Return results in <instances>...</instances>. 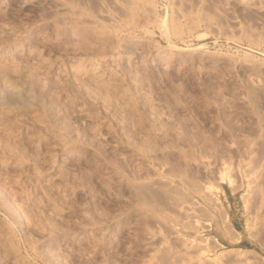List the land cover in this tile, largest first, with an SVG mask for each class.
Instances as JSON below:
<instances>
[{
    "label": "rangeland",
    "instance_id": "374dc122",
    "mask_svg": "<svg viewBox=\"0 0 264 264\" xmlns=\"http://www.w3.org/2000/svg\"><path fill=\"white\" fill-rule=\"evenodd\" d=\"M180 1L0 0V264H264V0Z\"/></svg>",
    "mask_w": 264,
    "mask_h": 264
},
{
    "label": "bare ground",
    "instance_id": "6f19581e",
    "mask_svg": "<svg viewBox=\"0 0 264 264\" xmlns=\"http://www.w3.org/2000/svg\"><path fill=\"white\" fill-rule=\"evenodd\" d=\"M98 1V0H97ZM116 0H114V2H115ZM145 1V0H144ZM187 1V0H186ZM189 1V0H188ZM253 1V0H252ZM254 1H256V0H254ZM260 1V0H259ZM118 2V1H117ZM181 3H182V0L180 1ZM185 2V1H184ZM228 2V1H227ZM243 2H246L245 4H247V0L245 1V0H233L232 1V3H236V4H240L241 5V3L243 4ZM249 3L251 2V1H248ZM262 2H264V1H262ZM102 3V2H101ZM186 4H188L187 2H185ZM190 3V2H189ZM254 3V2H253ZM257 3H259L258 1L256 2V6L258 7V5H257ZM116 4H118V3H116ZM251 4V3H250ZM250 4H247L248 5V8L250 7L249 5ZM260 4H261V2H260ZM263 5H264V3H263ZM183 6H185V4L183 5ZM187 6V5H186ZM185 6V7H186ZM191 6H192V4H191ZM242 6V5H241ZM243 6H245V5H243ZM262 6V5H261ZM100 7V6H99ZM181 7H182V5H181ZM181 7H180V9L179 10H181L182 12H183V10L181 9ZM189 7V6H188ZM101 8V7H100ZM183 8V7H182ZM253 9H255V8H253ZM99 10V9H98ZM177 10H178V8H177ZM176 10V11H177ZM101 11V10H100ZM100 11H98V13L100 12ZM175 11V12H176ZM178 12V11H177ZM105 13V12H104ZM178 14V13H177ZM104 15H106V14H104ZM181 15V14H180ZM174 16V15H173ZM176 16V15H175ZM203 16V15H202ZM177 17H179V16H177ZM176 18V17H175ZM175 18H172L171 19V23H172V26H173V30H176V26H177V24H176V20L177 19H175ZM213 18H214V16L212 15V14H210V13H207V12H205V20L207 19L208 20V22H210L211 21V23L213 22L212 20H213ZM206 20V21H207ZM205 21V22H206ZM172 28V27H171ZM250 150V149H249ZM260 151V150H259ZM256 152V151H255ZM262 152V151H261ZM260 152V153H261ZM250 153H253V149H251V152ZM258 153V152H257ZM264 153V152H263ZM250 155V154H249ZM253 157V156H252ZM264 157V156H263ZM263 157L260 155L258 158H256V161H255V163L253 162L252 163V158L250 159V161L247 163L248 165H249V167H250V172H251V182L250 183H252V184H250L251 185V187L249 188V191H248V195H247V201H249V203H251V206H252V208H253V211H254V214H255V216H254V221H250L251 223H254V222H257L259 225L260 224H262V223H264V178L263 177H259V175L261 176L262 174H264V173H262V174H260L261 173V170H262V167L264 166V159H263ZM249 160V159H248ZM251 162V163H250ZM252 167V168H251ZM246 168H247V166H246ZM245 168V169H246ZM264 169V168H263ZM209 171H211V169L209 170ZM247 171V170H246ZM262 171H264V170H262ZM248 172V171H247ZM247 172H245V173H247ZM248 174V173H247ZM262 176H264V175H262ZM258 177L259 178H261V179H258ZM248 183V182H247ZM249 187V186H248ZM247 206H249V205H247ZM188 208V207H187ZM190 208V207H189ZM186 211H187V209H185ZM190 213H191V211H190ZM252 214V213H251ZM186 215V214H185ZM248 215V214H247ZM250 215V214H249ZM185 217V216H184ZM187 217V216H186ZM191 217V216H190ZM250 217V216H249ZM251 217H252V215H251ZM251 217L249 218V219H251ZM192 219V218H191ZM250 222H249V224H250ZM248 223V222H247ZM256 223V224H257ZM249 224H248V226H249ZM255 224V223H254ZM252 225V224H251ZM259 225H258V227H259ZM263 225L264 224H262V226H260V227H263ZM253 226V225H252ZM255 228H256V226H255ZM147 230V229H146ZM171 230H173V229H171ZM170 230V231H171ZM175 230V229H174ZM173 230V231H174ZM145 231V230H144ZM173 231H171V232H173ZM176 231V230H175ZM152 232V231H151ZM147 233V232H146ZM145 233V234H146ZM159 233V232H158ZM156 234V233H155ZM161 233H159V236H161L160 235ZM166 234V233H165ZM174 234V233H173ZM147 237V239H145V242L142 244V250H143V253H142V250H141V248H140V252H141V254H143L144 256H147V258H143L142 259V262L140 263V264H219V262H217L216 263V260L218 259H206L205 258V260H207V261H204V260H202V254L204 253V248L202 247L203 246V244H202V246L200 245V242L198 243V242H196V243H194V246H190V247H192V248H190L188 245H190L191 243H188V244H183V245H181V248H179V249H171V248H167V247H163V246H161V247H163V248H165L164 250H162L161 251V249L159 250V254H158V251L156 250V251H154L155 249V237H154V235H153V233L151 234V235H149V233H148V235H146ZM163 236V238L165 237L166 238V236L167 235H162ZM170 236V235H169ZM169 236H167V237H169ZM154 237V238H153ZM145 238V237H144ZM158 238H160V237H158ZM173 238V237H172ZM175 238V237H174ZM173 238V239H174ZM180 237H177V239H179ZM168 239V238H167ZM159 239H157V241H158ZM175 240H176V238H175ZM166 241V240H165ZM179 241V240H178ZM183 242H184V240H182ZM159 242V241H158ZM168 242V241H167ZM159 243H162V237H161V240H160V242ZM164 243H166V242H164ZM181 243V242H180ZM152 244H154V246H152ZM157 244V243H156ZM168 244V243H167ZM169 245V244H168ZM141 246V245H140ZM160 246V245H159ZM167 246V245H166ZM171 246V245H170ZM180 246V245H179ZM159 248V247H158ZM177 248V247H176ZM156 249H157V247H156ZM210 250V249H209ZM208 250V251H209ZM234 250H236V249H234ZM230 251H233V250H231L230 249ZM236 252V255H241L242 256V254L240 253V254H237L238 252H241V251H235ZM216 254H218V253H216ZM202 257V258H201ZM239 258H242V257H239ZM219 260V259H218ZM217 260V261H218ZM222 260V259H221ZM238 260V259H237ZM236 260V261H237ZM241 260V259H240ZM139 261V260H138ZM141 261V260H140ZM139 261V262H140ZM242 261V260H241ZM221 262V261H220ZM231 262V261H230ZM243 262H244V260H243ZM242 262V263H243ZM223 263V262H222ZM225 263V262H224ZM228 263V262H227ZM234 263V262H233ZM240 263V262H239ZM241 263V264H242ZM221 264V263H220ZM231 264H232V262H231ZM245 264V263H244Z\"/></svg>",
    "mask_w": 264,
    "mask_h": 264
}]
</instances>
